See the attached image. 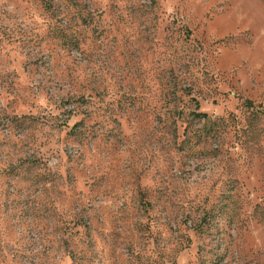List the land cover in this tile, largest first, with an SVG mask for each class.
I'll list each match as a JSON object with an SVG mask.
<instances>
[{
	"label": "rangeland",
	"instance_id": "obj_1",
	"mask_svg": "<svg viewBox=\"0 0 264 264\" xmlns=\"http://www.w3.org/2000/svg\"><path fill=\"white\" fill-rule=\"evenodd\" d=\"M0 264H264V0H0Z\"/></svg>",
	"mask_w": 264,
	"mask_h": 264
},
{
	"label": "trees",
	"instance_id": "obj_2",
	"mask_svg": "<svg viewBox=\"0 0 264 264\" xmlns=\"http://www.w3.org/2000/svg\"><path fill=\"white\" fill-rule=\"evenodd\" d=\"M199 115H202V116H204V117H206V116H207V114H206V113H200Z\"/></svg>",
	"mask_w": 264,
	"mask_h": 264
}]
</instances>
